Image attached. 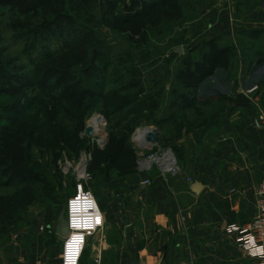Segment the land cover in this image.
I'll use <instances>...</instances> for the list:
<instances>
[{"label":"rangeland","instance_id":"obj_1","mask_svg":"<svg viewBox=\"0 0 264 264\" xmlns=\"http://www.w3.org/2000/svg\"><path fill=\"white\" fill-rule=\"evenodd\" d=\"M108 1L114 3L112 11ZM148 1L135 0L132 7L130 0H0V148L8 142L21 144L24 167L35 177L32 183L0 178V246L13 244L18 255L40 247L44 232L39 227L47 217L57 221L74 188L60 174L58 161L63 155L76 160L83 150L81 133L95 115L106 120V145L98 149L89 142L97 149L90 185L104 212L103 199L121 203L128 192L120 183L141 158L132 140L136 129L160 127V119L217 118L218 102L205 104L197 85L177 79L183 57L191 56L179 57L182 51L169 48L177 25L204 0H169L151 12L144 7ZM136 7L147 13L132 17L140 23L134 35L130 22L117 20ZM55 19L59 29L44 33ZM157 63L161 76L143 78L141 70ZM149 93L159 95L153 113L143 109ZM163 142L159 138V146L176 156ZM52 239L43 264L60 256L62 240L54 229Z\"/></svg>","mask_w":264,"mask_h":264},{"label":"crops","instance_id":"obj_2","mask_svg":"<svg viewBox=\"0 0 264 264\" xmlns=\"http://www.w3.org/2000/svg\"><path fill=\"white\" fill-rule=\"evenodd\" d=\"M204 3L177 25L169 48L193 62L211 39L229 49L227 66H218L197 88L205 104L218 102L219 114L216 119H160L155 128L175 150L181 174L164 180L157 172L135 168L123 176L120 185H127L128 192L121 203L103 199V230L90 239L80 264H260L225 226L252 219L256 188L264 179L259 119L264 115V0ZM176 60L173 55V64ZM160 64L147 65L143 78L161 76ZM253 85L257 91L246 94ZM194 182L202 186L198 194L189 188ZM55 224L47 217L40 247L25 253L18 255L13 244L1 245L0 264H43ZM54 260L60 264L59 256Z\"/></svg>","mask_w":264,"mask_h":264},{"label":"built area","instance_id":"obj_3","mask_svg":"<svg viewBox=\"0 0 264 264\" xmlns=\"http://www.w3.org/2000/svg\"><path fill=\"white\" fill-rule=\"evenodd\" d=\"M257 89L258 87L253 85L246 89L245 93L250 95ZM95 116L100 119H90L85 125V128L92 129V135L87 136L85 128L81 133V139L88 141L87 147L79 152L76 160L63 155L57 164L60 174L70 179L74 185L73 192L64 206L68 233L61 239L60 264H80L89 239L98 233L101 234L105 224L98 197L90 185L92 176L88 170L93 150L89 142L95 144L98 149H103L106 145V120L100 115ZM259 119L264 124V115L261 114ZM92 120H96V123ZM152 129L138 128L132 134V140L141 155L136 169L144 173L157 172L164 180L180 175L181 169L172 150L159 146L158 142L152 144L146 141L145 135ZM141 131L144 132L143 136L137 141L136 136ZM143 183L148 184L149 181ZM88 204L94 206L88 207ZM39 230H45V225H41ZM225 232L234 236L235 242L247 256L264 264V179L256 188L255 213L252 219L245 223L228 224L225 226Z\"/></svg>","mask_w":264,"mask_h":264},{"label":"trees","instance_id":"obj_4","mask_svg":"<svg viewBox=\"0 0 264 264\" xmlns=\"http://www.w3.org/2000/svg\"><path fill=\"white\" fill-rule=\"evenodd\" d=\"M169 0H151L145 3V8L148 9L150 12L154 9L156 10L158 7H164ZM131 6L134 7L135 0H130ZM108 5L110 7V10L112 11L114 7V3L111 1H108ZM128 8V7H127ZM146 9H143L141 7H136V11H131V9H127L126 17L118 19L117 23H124V22H130L129 24V31L136 35L137 32H134L135 28L138 29V26H140V23L136 21V19L132 18H144L146 16ZM138 16V17H137ZM125 21H123V20ZM157 19L161 20L160 16H157ZM59 19H55L54 21L48 23L44 26V33L50 34L51 32L56 31L59 29ZM151 25H154L153 21L150 23ZM130 33V34H131ZM230 51L227 47H220L216 43V39H211L207 41L201 50L200 57L198 61L193 62L192 59L189 56H184L181 65H182V72L180 75H178V80L185 79L187 81H191L192 85L198 86V84L204 80L205 78H208L213 75L215 69L218 66H224L229 58H230ZM184 77V78H183ZM4 85L8 84V79L4 80ZM140 94H144V90H140ZM159 97L158 93L153 94H145L143 97V109L153 113L155 112L159 105L157 103L156 98ZM87 147V142L85 139H80V148L85 149ZM97 149L92 151V159L89 163L88 170L89 173L92 175V172L90 170V166L93 161V155L96 152ZM177 158V157H176ZM25 156L22 150L21 144L18 142H8L5 146V148H0V178H7L8 181H16L19 183H32L35 180V177L31 170H27L24 167L25 164ZM137 165V164H136ZM136 168V167H135ZM135 169L127 172L125 175L133 173Z\"/></svg>","mask_w":264,"mask_h":264},{"label":"water","instance_id":"obj_5","mask_svg":"<svg viewBox=\"0 0 264 264\" xmlns=\"http://www.w3.org/2000/svg\"><path fill=\"white\" fill-rule=\"evenodd\" d=\"M177 52H178V54H181L180 50H178ZM85 134L87 136H91L92 135V129L90 127H86L85 128ZM145 139H146V141L148 143H152V144L157 143L158 140H159V134H158L157 129L153 128L145 136ZM189 188L194 194H198L201 191L202 186L198 182H194L193 184L190 185ZM64 214H65V210L63 209L59 213V215L57 217V221H56L55 227H54V232L60 238V240L62 238H64L67 235V233H68V227H67V223H66ZM160 262H161V260H159L157 264H160ZM131 264H138V263L137 262H132Z\"/></svg>","mask_w":264,"mask_h":264},{"label":"bare ground","instance_id":"obj_6","mask_svg":"<svg viewBox=\"0 0 264 264\" xmlns=\"http://www.w3.org/2000/svg\"><path fill=\"white\" fill-rule=\"evenodd\" d=\"M94 119H99V118H97V117H95ZM92 122H94V123H96V120H92ZM142 133H144V132H139V134L136 136V140L138 141V139H141L142 138V136H143V134ZM147 135V134H146ZM145 135V136H146Z\"/></svg>","mask_w":264,"mask_h":264},{"label":"clouds","instance_id":"obj_7","mask_svg":"<svg viewBox=\"0 0 264 264\" xmlns=\"http://www.w3.org/2000/svg\"><path fill=\"white\" fill-rule=\"evenodd\" d=\"M94 205L93 204H88V207H93Z\"/></svg>","mask_w":264,"mask_h":264}]
</instances>
